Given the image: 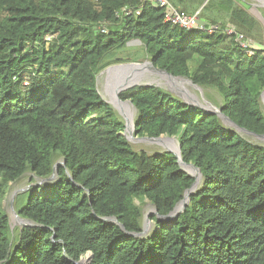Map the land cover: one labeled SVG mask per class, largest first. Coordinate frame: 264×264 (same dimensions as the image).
<instances>
[{
  "label": "trees",
  "instance_id": "trees-1",
  "mask_svg": "<svg viewBox=\"0 0 264 264\" xmlns=\"http://www.w3.org/2000/svg\"><path fill=\"white\" fill-rule=\"evenodd\" d=\"M167 1L188 15L206 2ZM198 18L221 30L173 26L145 0H0V201L24 175L42 181L64 162L53 182L15 200L32 226L13 231L0 204V264H75L88 253L90 264H264V145L160 87L122 92L135 109L133 135L175 138L202 177L177 219L161 223L194 179L171 153L134 150L96 87L108 67L147 60L215 94L205 97L238 128L264 135V50L248 56L223 32L232 25L264 46L263 22L238 0H208ZM144 200L155 227L128 236L143 230L135 201Z\"/></svg>",
  "mask_w": 264,
  "mask_h": 264
},
{
  "label": "water",
  "instance_id": "water-1",
  "mask_svg": "<svg viewBox=\"0 0 264 264\" xmlns=\"http://www.w3.org/2000/svg\"><path fill=\"white\" fill-rule=\"evenodd\" d=\"M138 43V42H136ZM101 75L105 76V83H106V95L105 98H103L101 95V98L109 104L118 114L119 116L124 120L125 123V129L122 133V136L125 137V139L130 142V140H133V132H134V124L133 121L130 120L128 117H126V111L133 110L135 112V109L133 105L129 101H122L120 99V94L122 92L134 89L136 87H152L155 86L151 83L146 82V78L148 76H161L162 78H165L168 82H171L173 86L172 88H167V91L171 93L172 95L178 97L181 99L185 104L198 107L202 110H205L209 113L216 114L221 121L236 130L239 134H246L253 136L257 139L264 140V135H256L254 133L248 132L244 129L238 128L235 124H233L228 118H226L224 115L221 114L220 110L216 108H211L210 106H204L198 100L196 97L192 96L188 91H182L181 86L185 83L187 85H192L196 89H199V87L193 85L191 81L182 78V77H173L172 75L168 74L165 71H162L160 69L155 68L152 63L149 61H145L143 63H124V64H118L114 66H110L107 69L103 71ZM96 87H97V78H96ZM160 87V86H156ZM110 96L112 97L111 101L106 99V97ZM264 94V91L261 94ZM130 128V130H129ZM140 141H147L151 143H160L163 142L162 140H165L169 142L170 145L165 146V152L173 154L177 158V163L180 167V169L188 174L190 177L194 179L193 184L191 187L184 192L183 200H181L177 206L173 209V211L167 215V216H157V220L161 223H169L173 222L177 219L178 215L182 213L186 207V205L189 202V197L192 195L196 189L199 187L201 183V174L198 168L193 166L192 164H186L181 159L180 154V147L175 138H170L166 136H161L159 138H140ZM64 165V162H57L53 167V173L50 176V178L42 180L41 182H53L57 177V170L58 167ZM179 208V209H178ZM154 213L156 214L155 209L153 208ZM15 224L22 227L32 226V224L27 221L21 219L17 213L12 208ZM148 217L149 215L144 217L143 221V230L139 234H129L126 233L128 236L132 237H143L147 234L148 229ZM105 222L108 223H114L120 226L121 230L124 231L123 226L119 225L117 220L115 218H109V219H103ZM86 261L87 264H90L92 260V254L88 253L85 258L80 259L78 262H75V264H81L82 261Z\"/></svg>",
  "mask_w": 264,
  "mask_h": 264
},
{
  "label": "rangeland",
  "instance_id": "rangeland-1",
  "mask_svg": "<svg viewBox=\"0 0 264 264\" xmlns=\"http://www.w3.org/2000/svg\"><path fill=\"white\" fill-rule=\"evenodd\" d=\"M238 2L243 3L247 7L248 11L252 15L257 16L259 18V20H261L263 22V25H264V0H262V1H260V0H238ZM128 45L129 46H136V45H138V43L132 42V43H129ZM254 47L259 49V50H264V46H259V45L255 44ZM145 61H147V60H145ZM145 61L141 60L140 62H137V63H143ZM112 66H114V65H112ZM102 73H103V71L100 72L97 76V90H98V93L103 98H105L106 83H105V76L101 75ZM145 81L148 83H151L155 86H160V88L165 89V90H167V88L173 89V86H174L171 84V82H168L165 78H162L161 76H148ZM181 89H182V91H188L192 96L196 97L198 102H200L204 106H210L211 108L212 107L215 108L213 103L211 101H208L205 97V94H209L214 99H217L215 94H213L211 92L204 91L201 88L196 89L192 85H187L185 83L181 86ZM107 99H108V97H107ZM261 106H262V109L264 111V94L261 97ZM125 115H126V117H128L132 121L135 118V112L133 110L126 111ZM243 137L245 139L249 140L250 142L256 144V145H264V140H262V139H257L253 136L246 135V134H243ZM139 139H140L139 137H136L133 135V140H130V142H129L131 147L136 151H143V152L147 153L148 155L163 152V151H165V149H164L165 146L170 145L169 142H163L161 144H156V143H151V142H147V141H140ZM31 177H32L31 175L27 174V175H24L19 180H17L16 182L11 183L10 187L7 190V193H6L4 200L0 201L1 208L6 212L7 216L9 217L11 229L13 231L16 230L17 228H20V226L15 224V222H13L14 216H13V212H12V208L14 209V206L16 205L15 200L17 199V197L20 194L27 191L31 187H36V186H39L41 184L46 183V182H41L38 179H36L35 182L31 183L30 182ZM135 203L137 205H140V207L142 209L143 217L149 215V217H148V220H149L148 221V229H147L148 231L146 234V235H148L149 233L152 232L153 228L155 227V224L152 221H150V217L154 213L153 207L151 206V204L147 200H144V202L142 204H139V202H137V201H135Z\"/></svg>",
  "mask_w": 264,
  "mask_h": 264
},
{
  "label": "built area",
  "instance_id": "built-area-1",
  "mask_svg": "<svg viewBox=\"0 0 264 264\" xmlns=\"http://www.w3.org/2000/svg\"><path fill=\"white\" fill-rule=\"evenodd\" d=\"M151 2V4L158 9H161L164 16V22L170 23L173 26H177L182 29H198L201 31H207L209 34H214L221 30L220 25H211L206 28L204 25L200 24V20L198 18V14L188 15L182 11L176 10L167 0H145ZM121 13L124 16H131L135 14V16L140 15V11L133 12L129 8H123ZM119 16V15H117ZM100 31L103 34L107 33V30L104 26L100 27ZM223 32L226 35L235 36V42L239 45V47L244 50L248 56H251L255 50H259L254 47L255 43H253L250 39L244 38V36L238 34L235 28L232 25H226L223 29ZM51 36H47L45 38L46 41H50Z\"/></svg>",
  "mask_w": 264,
  "mask_h": 264
},
{
  "label": "crops",
  "instance_id": "crops-1",
  "mask_svg": "<svg viewBox=\"0 0 264 264\" xmlns=\"http://www.w3.org/2000/svg\"><path fill=\"white\" fill-rule=\"evenodd\" d=\"M207 1H208V0H206V2L203 4V6L207 3ZM196 5H197V2H196V1H193V2L191 3V7H195ZM203 6H202V7H203ZM202 7H201V8H202ZM201 8L198 9L197 11H195V13H193V14H198V13L200 12ZM190 12H192V11H190Z\"/></svg>",
  "mask_w": 264,
  "mask_h": 264
},
{
  "label": "bare ground",
  "instance_id": "bare-ground-1",
  "mask_svg": "<svg viewBox=\"0 0 264 264\" xmlns=\"http://www.w3.org/2000/svg\"><path fill=\"white\" fill-rule=\"evenodd\" d=\"M260 1H262V0H260ZM163 80V79H162ZM106 99H107V97H106ZM111 99H112V97L110 96V94H109V96H108V100L109 101H111ZM129 130H130V128H129ZM163 142H167V141H165V140H162ZM163 142H160V143H156V144H161V143H163ZM179 209V208H178ZM86 264H87V262H86Z\"/></svg>",
  "mask_w": 264,
  "mask_h": 264
}]
</instances>
